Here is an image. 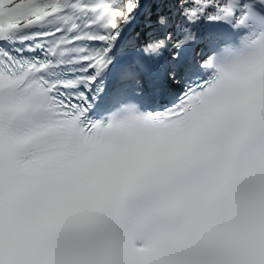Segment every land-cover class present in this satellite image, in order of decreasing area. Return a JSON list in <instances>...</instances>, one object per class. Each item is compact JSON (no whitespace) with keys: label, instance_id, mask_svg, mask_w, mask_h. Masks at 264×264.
I'll return each instance as SVG.
<instances>
[{"label":"snow or ice","instance_id":"1","mask_svg":"<svg viewBox=\"0 0 264 264\" xmlns=\"http://www.w3.org/2000/svg\"><path fill=\"white\" fill-rule=\"evenodd\" d=\"M0 264H264V0H0Z\"/></svg>","mask_w":264,"mask_h":264}]
</instances>
